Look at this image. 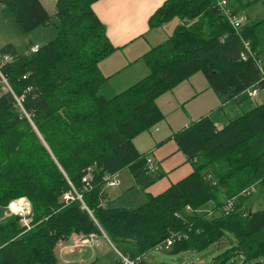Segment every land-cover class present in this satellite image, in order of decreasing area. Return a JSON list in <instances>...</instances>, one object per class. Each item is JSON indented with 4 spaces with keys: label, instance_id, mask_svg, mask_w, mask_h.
<instances>
[{
    "label": "trees",
    "instance_id": "obj_1",
    "mask_svg": "<svg viewBox=\"0 0 264 264\" xmlns=\"http://www.w3.org/2000/svg\"><path fill=\"white\" fill-rule=\"evenodd\" d=\"M97 1L55 0L54 39L42 46L30 43L26 54L12 44L0 49V58L12 57L1 68L11 91L0 97V264H59L60 241L100 229L130 258L147 255L180 232L186 238L165 252H202L224 243L218 264L233 255L264 264V102L223 127L208 117L190 122L174 135L192 168L187 177L134 209L103 204L107 174L128 170L142 190L163 177L147 168L148 156L133 146L135 137L163 120L156 104L160 96L202 74L225 101L241 94L253 99L264 79L250 59L241 60V39L216 0H165L149 18V29L175 18L179 24L139 59L146 75L112 98L100 96L110 77L102 76L99 65L116 48L92 9ZM227 2L241 14L233 0ZM2 8L23 35L51 25L39 0H4ZM245 20L241 38L261 60L256 48L261 23ZM32 45L39 51L30 53ZM251 87L257 89L253 98L246 94ZM251 185L253 193L239 196ZM65 194L73 200L64 201ZM256 194L263 204L253 209L248 200ZM19 198L32 209L26 232L18 217H2Z\"/></svg>",
    "mask_w": 264,
    "mask_h": 264
},
{
    "label": "crops",
    "instance_id": "obj_2",
    "mask_svg": "<svg viewBox=\"0 0 264 264\" xmlns=\"http://www.w3.org/2000/svg\"><path fill=\"white\" fill-rule=\"evenodd\" d=\"M39 1L46 11L45 3H54L51 10L54 9L55 14V0ZM233 1L239 12H243L244 8L257 2V0ZM164 2L165 0H99L93 4L94 13L105 26L110 43L116 48L99 65L105 77H110L100 90L105 88L118 94L146 75V66L139 59L152 47L160 44L154 43L158 41V31L161 29L150 30L148 20ZM245 17L248 23H257L251 22L246 15ZM7 44H12L20 53L19 48L10 41L5 44L0 43V49ZM6 91L5 86L0 83V97ZM260 94H263L264 98V89L260 90L253 99L245 98L241 94L225 101L209 88L204 76L195 74L160 96L156 104L163 114V120L135 137L133 146L139 154L147 155V158L157 163L154 173H162L163 177L142 190L132 174L128 170H123L122 172H128L130 175L125 178L121 172L116 175L118 185L105 189L103 204L112 207L118 203L114 208L134 209L131 206L136 203L140 205L149 195L156 196L187 177L192 172V168L186 157L178 150L174 135L182 131L190 122L198 121L203 117L210 118L215 126L223 127L257 104L264 102L263 98L260 99ZM109 190L112 192L108 193ZM132 195L137 196L138 199L134 200L135 196Z\"/></svg>",
    "mask_w": 264,
    "mask_h": 264
},
{
    "label": "rangeland",
    "instance_id": "obj_3",
    "mask_svg": "<svg viewBox=\"0 0 264 264\" xmlns=\"http://www.w3.org/2000/svg\"><path fill=\"white\" fill-rule=\"evenodd\" d=\"M247 1H253V0H247ZM45 4L47 6L48 14L51 17V25L46 28L44 27L37 29L27 35H23L19 32L12 19L11 13L7 8H3L2 10H0V43L3 42L5 44L9 41L13 42L19 48L20 54H26L30 43L38 44L39 46L40 45L42 46L48 41L54 39L56 36V29L54 25L57 22L54 14V9L51 10V6H54V3L46 2ZM243 10L244 11L241 12V14L246 15L251 22H261L260 26L256 31L257 40H258V44L256 48L260 55L259 57L264 63V0H257L256 3L255 2L252 3L250 6L244 8ZM177 24H179V20L175 18L169 23L159 27L161 28L158 31L159 39L154 44L165 41L173 33ZM101 74L103 77L105 76L102 72ZM116 94L117 93L107 91L105 88L103 90H100L99 92L100 96H103L107 99L114 97ZM262 98H263V94H260V99ZM121 173H123L122 175L124 178L130 175L128 172H121ZM111 192H112L111 190L108 191V193ZM136 199H138L137 196H135L134 200ZM146 201H143V203H140V205L136 203V205H133L131 207L132 208L139 207L142 204H144ZM248 201H250L251 203L250 207H252L253 209L261 207L263 204L260 198L257 197V194L253 195ZM114 206H118V203L112 205V207ZM4 211L2 212L4 213ZM2 217L4 218L9 216H6L4 214ZM227 246L228 245H225L224 243H219L218 245H213L202 252L189 251V252H180L177 254H172L170 252H165V251L162 252L151 251L146 255L145 260L150 264H160V263L218 264L219 261L216 257L221 253H223L226 250ZM61 248L63 249L61 250ZM55 251L59 264H82V262L84 264H115L117 260V256L114 250L112 249V247L105 240L102 239H100L99 243L96 244V246L94 245L92 247H88L84 251L71 249L69 248L66 242L62 241V243L59 242L57 244ZM223 264H254V263L253 262L243 263L240 256L233 255Z\"/></svg>",
    "mask_w": 264,
    "mask_h": 264
},
{
    "label": "built area",
    "instance_id": "obj_4",
    "mask_svg": "<svg viewBox=\"0 0 264 264\" xmlns=\"http://www.w3.org/2000/svg\"><path fill=\"white\" fill-rule=\"evenodd\" d=\"M3 1L4 0H0V9L2 8ZM216 6L220 14L222 15V17L230 25V27L233 29L235 34L238 35L241 39V45H242V51L240 55L241 60L244 61V60L250 59L255 64L258 71L260 72L261 78L264 79L263 65H262L261 60L257 58L254 52L250 49L249 41L241 38V27L246 22L245 17L242 14L233 13L229 9L227 0H216ZM38 51H39L38 45H32L29 50L30 53H36ZM11 61H12V57L9 55H3L0 58V83H2L7 88L8 91H11V90L1 72V68L3 67V65ZM246 94L248 97H251V98L255 97L257 94L256 87H251L250 89H247ZM17 102L19 103V100H17ZM146 165H147V168L151 172H154L157 169V163L152 161L149 158L146 159ZM90 179L91 177L89 176V174H87L83 178V183H85L87 187L89 186ZM117 185H118V181L116 179V175L107 174L103 177V189L114 188ZM254 190H255V187L251 185L245 188L244 190H242L239 196L241 197L249 196L251 193L254 192ZM75 197L79 200H82L81 196L76 192H75ZM235 199L236 198H233L226 203L224 207L226 211L233 206ZM63 200L70 201V200H73V197L70 194H65L63 196ZM186 211L190 212L191 210L189 207H187ZM4 214L6 216L18 217L19 224L24 229V232L30 230L31 223H32V209H31V205L29 201L26 198H19V199L9 202L4 211ZM184 238H186L185 233L173 232L169 235V237L162 244L158 245L153 251H158V252L169 251L176 241H180ZM100 239L105 240L114 250L117 256V260L115 264H150L145 260L146 255L135 257V258H130L129 256H126L122 254L121 252H119L111 244L106 234L101 229H100V233L73 234L69 236L66 240H64L63 242H66L69 248L71 249H75L78 251H84L86 248L92 247L98 244ZM60 243H62V241H60ZM63 248H61V250ZM160 264H163V263H160Z\"/></svg>",
    "mask_w": 264,
    "mask_h": 264
}]
</instances>
